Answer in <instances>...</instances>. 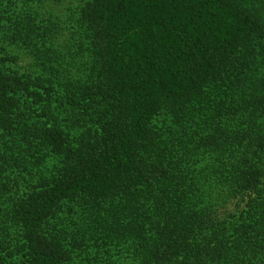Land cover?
Instances as JSON below:
<instances>
[{
	"label": "trees",
	"instance_id": "trees-1",
	"mask_svg": "<svg viewBox=\"0 0 264 264\" xmlns=\"http://www.w3.org/2000/svg\"><path fill=\"white\" fill-rule=\"evenodd\" d=\"M75 2L0 14V261L264 264V0Z\"/></svg>",
	"mask_w": 264,
	"mask_h": 264
},
{
	"label": "rangeland",
	"instance_id": "rangeland-1",
	"mask_svg": "<svg viewBox=\"0 0 264 264\" xmlns=\"http://www.w3.org/2000/svg\"><path fill=\"white\" fill-rule=\"evenodd\" d=\"M44 1L47 2L44 7L39 3L36 4L35 8L33 9L32 6L30 5L33 2L28 3L27 0H11L10 2H7V0H0V12H1L0 14L7 15V17L5 18V23L8 27L13 28V26L16 25L17 23L15 21L19 20L22 17L24 18V16L28 13L34 14L36 11L39 12L40 13V17H38V21H39L43 18L45 12H47L48 14L47 17L50 16L51 21H56L61 27L60 29L61 34L59 35V38L63 41L66 40L67 38H69L68 28L70 27H67L65 25L69 23V21L67 20L69 19V16L73 11V4L76 3L75 0H63L57 3H55L54 0H44ZM12 3H15L16 5L15 9L12 8ZM6 9L8 10L6 11ZM0 20L2 22V15H0ZM38 21L37 23H39ZM2 23L4 24V22ZM2 46L6 47V50H4ZM6 52H8L10 56H16V55L18 56L16 58L17 60L15 59V65H11L13 68H15V70L17 67L20 69V72H22L25 70V68L29 67L28 65L31 62V59L27 54L24 53L25 51L23 52V50H20L18 47L14 45H10L9 43L0 44V58L2 56L4 57ZM6 259L1 260L0 264H20L19 259H14L11 256L7 257Z\"/></svg>",
	"mask_w": 264,
	"mask_h": 264
}]
</instances>
